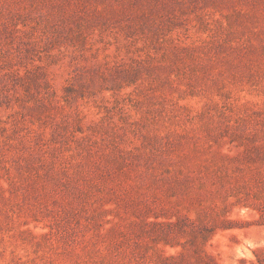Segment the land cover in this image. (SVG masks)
<instances>
[{"label": "rangeland", "instance_id": "374dc122", "mask_svg": "<svg viewBox=\"0 0 264 264\" xmlns=\"http://www.w3.org/2000/svg\"><path fill=\"white\" fill-rule=\"evenodd\" d=\"M0 264H264V0H0Z\"/></svg>", "mask_w": 264, "mask_h": 264}]
</instances>
